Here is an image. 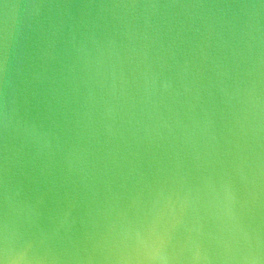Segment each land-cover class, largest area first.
<instances>
[{
	"label": "water",
	"instance_id": "obj_1",
	"mask_svg": "<svg viewBox=\"0 0 264 264\" xmlns=\"http://www.w3.org/2000/svg\"><path fill=\"white\" fill-rule=\"evenodd\" d=\"M0 264H264V0H0Z\"/></svg>",
	"mask_w": 264,
	"mask_h": 264
}]
</instances>
